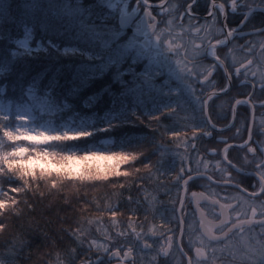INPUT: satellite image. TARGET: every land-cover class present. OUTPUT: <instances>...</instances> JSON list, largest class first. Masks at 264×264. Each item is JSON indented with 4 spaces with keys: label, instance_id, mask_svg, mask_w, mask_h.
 <instances>
[{
    "label": "snow or ice",
    "instance_id": "6c2138e0",
    "mask_svg": "<svg viewBox=\"0 0 264 264\" xmlns=\"http://www.w3.org/2000/svg\"><path fill=\"white\" fill-rule=\"evenodd\" d=\"M257 100L264 109V0H0V234L35 210L29 196L42 187L110 185L139 190L127 198L143 220L136 210L117 219L111 198L122 192L85 200L46 264H264ZM137 121L150 131H135ZM228 132L247 138L233 144ZM206 138L224 146L201 155ZM177 167L168 207L147 185ZM15 231L0 264H20L40 234L34 223Z\"/></svg>",
    "mask_w": 264,
    "mask_h": 264
},
{
    "label": "trees",
    "instance_id": "16d2710c",
    "mask_svg": "<svg viewBox=\"0 0 264 264\" xmlns=\"http://www.w3.org/2000/svg\"><path fill=\"white\" fill-rule=\"evenodd\" d=\"M240 91L246 93L248 90L241 89ZM232 95L245 97L244 95H238L237 92H233ZM217 111H219V109H217ZM225 111H227V108H225ZM224 123V121H220L219 125L222 126ZM164 124L167 126L170 124V121L165 120ZM141 129H143L144 132L150 131V129L145 128L143 123L137 121L135 131L138 132ZM161 131H163V129H161ZM189 135H191V132H189ZM164 140L168 143L169 136L165 135ZM206 145L207 149L221 148L222 146L215 142H207V138L204 142V146ZM178 151L182 152L183 150L180 149ZM209 157L212 158L211 156ZM179 159L180 157H176L177 161H179ZM171 173L172 172H169V174L165 176V180L168 181L171 178ZM162 183L160 185L149 184L147 186L149 188H158V194L160 196L165 190V185L167 188H171L170 185H167V182L165 185ZM113 191L123 193L118 199L117 197L111 198L113 206L118 204L119 211L122 214L120 219L123 220L125 217H128L127 214L132 213V210L140 211L143 209L142 206H138L127 198L131 195L133 201L141 199V194L136 188H132L129 192L127 189H112L109 185L95 189L88 188L77 192L73 186L65 185L61 191L49 192V190L42 187L40 194H30L29 196L30 202L35 205V210L33 212L29 213L28 209H25V216L22 219H9L8 230L4 234H0V245L9 239L11 235L18 234V231L15 230H18L21 224L25 227H27L29 223L38 224L40 234L30 237L32 240L31 248L25 251L20 264H46V261L49 260V254H55L58 249H63L66 246L69 237L63 230L74 226L76 219L81 216L80 209L83 206V202L85 200L91 201L93 198H99L103 202L104 198ZM65 200H69L71 203H65ZM88 214L94 218H102V221L106 222L108 226L111 224L110 215L95 211L94 206H88ZM94 234L99 236V233L94 232ZM45 237H47V239Z\"/></svg>",
    "mask_w": 264,
    "mask_h": 264
},
{
    "label": "flooded vegetation",
    "instance_id": "af4514ba",
    "mask_svg": "<svg viewBox=\"0 0 264 264\" xmlns=\"http://www.w3.org/2000/svg\"><path fill=\"white\" fill-rule=\"evenodd\" d=\"M156 2H158V0H156ZM202 2H203V0H202ZM198 12H199L200 15H203V16H206L207 15L206 11H204L203 6L198 10ZM238 42L242 44L244 41L243 40H240ZM259 91L260 90L257 87L256 92L259 93ZM237 98L244 99L245 97L242 96V97H237ZM254 102L257 104V111H256V125H257V127H256V130H255L256 133H257V135L254 138L259 139V140H264V134H259L260 131H261L260 128H259V121L261 119L262 114H264V109H260L259 108V103H260L259 100H257V102L256 101H254ZM245 107H247L248 116H249V120H250V118H251V107L250 106H245ZM238 111L240 112L241 115H244V109H243V107L241 109H238ZM237 126L238 127H241L242 132H243V121L238 122V125ZM232 137H233V133L232 132L226 133V137L225 138L229 139L230 142H232L233 144L242 143L243 142V139H246L247 138L246 135L243 136V139H241L240 137H237L235 139H232ZM217 139H219V137H217ZM223 146L224 145H222L220 149H222ZM198 147L200 148L201 155H204L205 154V149L207 148V145L204 146V143H203L202 146L198 145ZM230 155H231V158L232 159H234V160L238 159V154L235 153V152H231V150H230ZM206 159H212V158H210L209 156H206ZM185 163L186 164H190L193 167V169H195V166H196V152H195V150H191L190 149V158L189 159H186L185 160ZM178 173H179V167L176 168L175 172H172L171 173V178L168 181L165 180V176H162L161 177L162 178V182H163L162 184L165 185V183L167 182V185H170V187H171V188H168V189H171V195L170 196L169 195H165V190L159 196L160 200H162L164 202L165 206L171 207V205L168 204V201L170 199H175L176 198V189L174 187V184H175V176ZM201 183H204V181L201 180ZM219 190L220 189H217V191H219ZM191 191H195V192L199 193L201 191H204V189L201 188V187H192V188H190V192ZM181 196H183V193L182 192H181ZM194 207H195L194 204L190 205V210L192 208H194ZM137 214L139 215L140 219L143 220V209H141L140 211H137ZM127 215H128V217H125V219H123V220L120 219V216H122V214L120 216H118L117 219L119 221H121V222H127L128 219H129V217L132 215V213H128ZM149 220L150 221L152 220L151 215L149 216ZM154 223H156L157 225H159L161 223V219H160L159 216H157L155 218ZM175 226H176L175 225V222H173V224L171 225V227H175ZM165 227L167 228L168 225H165Z\"/></svg>",
    "mask_w": 264,
    "mask_h": 264
},
{
    "label": "rangeland",
    "instance_id": "374dc122",
    "mask_svg": "<svg viewBox=\"0 0 264 264\" xmlns=\"http://www.w3.org/2000/svg\"><path fill=\"white\" fill-rule=\"evenodd\" d=\"M109 224H110V222H109ZM101 226H102V227H103V226H108V224H107L106 222L103 221V223H102ZM94 232H95V230H94ZM96 233H97V232H96Z\"/></svg>",
    "mask_w": 264,
    "mask_h": 264
}]
</instances>
